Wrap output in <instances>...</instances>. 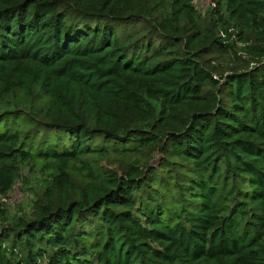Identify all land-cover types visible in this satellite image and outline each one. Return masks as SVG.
Wrapping results in <instances>:
<instances>
[{
  "label": "trees",
  "instance_id": "obj_1",
  "mask_svg": "<svg viewBox=\"0 0 264 264\" xmlns=\"http://www.w3.org/2000/svg\"><path fill=\"white\" fill-rule=\"evenodd\" d=\"M197 1L0 0V264H264V0Z\"/></svg>",
  "mask_w": 264,
  "mask_h": 264
},
{
  "label": "rangeland",
  "instance_id": "obj_2",
  "mask_svg": "<svg viewBox=\"0 0 264 264\" xmlns=\"http://www.w3.org/2000/svg\"><path fill=\"white\" fill-rule=\"evenodd\" d=\"M211 0H198L196 3V6L202 13H205L207 9L210 8ZM228 58H225L227 60ZM20 108H17V105L14 102H10L9 104H5L0 107V114L1 113H9L7 115H4L0 119V133L6 131L7 128L9 127H16L17 125L23 123L25 121L23 116H16L12 114L13 112H18ZM22 110V109H21ZM23 127V126H22ZM24 128V127H23ZM33 128H35L33 126ZM29 130L26 129L25 132ZM37 142V146L40 147L42 144ZM147 155V156H146ZM142 160L147 162L149 160L147 152H144ZM122 158L118 157L117 155H110L104 158H97L95 159L94 166L105 169V168H111V169H116L118 171L122 170L121 162ZM129 161L130 159H126ZM161 160V156H155L153 160L150 162V166H157L159 164V161ZM162 174V172H160ZM23 176H29V183L27 186H24L23 182L20 181L18 182L13 190L8 193L7 197H3L0 195V206L5 202L6 204V209L8 210V213L10 216H21L23 214H26L28 217L31 216L32 214V206L33 203L36 200H39L43 189H44V183H43V178L44 176L40 173L37 172H32L30 173V170H25L23 172ZM163 179H166L163 175H161ZM161 178V179H162ZM160 182V180H159ZM2 223L0 221V229H2Z\"/></svg>",
  "mask_w": 264,
  "mask_h": 264
},
{
  "label": "built area",
  "instance_id": "obj_3",
  "mask_svg": "<svg viewBox=\"0 0 264 264\" xmlns=\"http://www.w3.org/2000/svg\"><path fill=\"white\" fill-rule=\"evenodd\" d=\"M211 6H213V7H215L216 5H215V3L213 2V0H211V4H210V7ZM222 36L224 37V35L222 34ZM3 203H5V202H3Z\"/></svg>",
  "mask_w": 264,
  "mask_h": 264
}]
</instances>
